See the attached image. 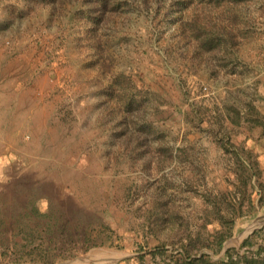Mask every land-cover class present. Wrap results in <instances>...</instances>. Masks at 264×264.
Returning <instances> with one entry per match:
<instances>
[{
    "label": "rangeland",
    "instance_id": "obj_1",
    "mask_svg": "<svg viewBox=\"0 0 264 264\" xmlns=\"http://www.w3.org/2000/svg\"><path fill=\"white\" fill-rule=\"evenodd\" d=\"M232 12L240 27L254 32L239 48L243 64L235 73L216 68L218 60L206 52L194 66L187 64L192 46L174 24H167L152 41L156 52L143 61L126 62L127 45L106 51L110 75H101L81 64L84 50L70 41L65 0H0V147L19 159L7 162V170L15 185L23 180L32 187L44 177L49 197L68 189L67 214L43 223L38 241L65 256L53 264H133L137 241L145 238L141 264H173L167 254L181 249L186 229H215L201 220L205 208L211 209L205 195L217 197L227 213L235 154L218 146L214 136L237 148L247 130L228 123L218 130L217 105L243 106L256 89V104L264 110V0L233 6L223 18ZM230 18L226 24L234 22ZM206 67H215V74L203 71ZM122 69L161 102L154 104L152 94L139 108L126 111L120 86L114 97L106 88L113 82L110 76ZM130 185L135 190L127 197ZM14 189L5 195L6 204L15 203L19 192ZM160 191L169 204L163 218L140 214ZM224 191L229 194L225 200ZM263 226L264 205L255 217L238 216L226 250L243 253L242 241ZM15 231L12 221L1 230L0 264H35L21 261ZM112 231L123 246L107 240ZM259 241L264 243L263 233ZM226 250L205 247L201 252L218 259Z\"/></svg>",
    "mask_w": 264,
    "mask_h": 264
},
{
    "label": "trees",
    "instance_id": "obj_2",
    "mask_svg": "<svg viewBox=\"0 0 264 264\" xmlns=\"http://www.w3.org/2000/svg\"><path fill=\"white\" fill-rule=\"evenodd\" d=\"M65 1L67 16L71 21L68 33L70 41L75 48L80 46L84 50L81 64L85 68H97L101 75H110V66L104 56L106 51L117 52L119 48L127 45L126 62L143 61L151 52H156L152 41L167 24H174L181 38L192 46L191 55L186 56L187 64L194 66L196 61L201 60V54L206 52L215 56L218 60L216 68L222 69L226 74L235 73L243 64L239 61V48L246 37L254 35L250 28L240 27L236 12L229 13L223 18V12L226 10L229 12L233 6H241L251 0ZM214 12H217L215 14H218L217 18L213 15ZM134 15L137 17L134 18ZM229 18L234 20V22L230 21L231 25L226 24ZM220 19L225 20V23ZM135 20H138L137 29L134 25ZM130 30H134L132 35L129 34ZM214 68L206 67L203 71L215 74ZM241 68L243 70L245 67ZM110 77L113 82L106 84V88L111 89L110 96L114 97L116 85L120 86L119 89L123 90L122 98L126 111L139 108L146 98L152 99V94L155 96L152 99L154 104L161 102L158 94L140 88L132 76L123 69ZM97 92L102 93L103 90ZM253 92L251 95L254 96L252 95L243 106L225 102L222 106L217 105L216 108L215 122L218 130L223 129L225 123L247 130V134L244 133L243 142L237 148L234 143L224 144L221 137L214 136V142L218 146L227 152L233 150L235 154L233 179H228L234 187L232 198L226 203L228 211L227 213L222 211L220 202L214 199L217 197L205 195V202L211 206V209L205 208L201 220L205 225L214 224L215 229H204L206 232L203 229L195 232L186 229L180 237L181 249L176 254H167L173 260V264H264V243L259 241V236L264 234V226L242 241L240 249H245L243 253L235 248H228L222 257L214 259L209 252H201L207 247L215 253H220L225 241L234 234L237 217H255L258 207L264 205V163L262 161L264 110L256 104L257 90ZM252 140L255 142L254 146L248 144V141ZM17 161L19 159L15 156L11 158L10 150H6L5 146L0 147V233L7 225V221H12L16 229L14 236L17 249L22 254L21 261L28 259L35 264H53L65 256L51 253L38 241L42 240L43 223L49 224L53 219L58 222L67 214L63 201L67 199L68 189L63 191L64 195L49 197L45 192L44 177H40L38 184L32 187L25 186L23 180H19L15 185L16 178L10 170H7L6 163L14 164ZM45 173L44 171L43 174ZM13 186L15 189L18 188L19 194L25 197L19 198V194L16 193L15 203L6 204L5 195ZM134 190V187L130 185L124 193L129 197L133 195ZM157 194L151 208L140 212L151 220L162 219L164 215L162 210L166 212L169 206L162 196V191ZM221 194L224 200L229 197L228 191ZM212 214L215 215V219H211ZM107 240L115 247L123 246L121 244L123 240L115 234V231L109 234ZM148 241L149 238L137 241L139 253L131 257L133 264L142 263L144 255L141 252L146 249ZM164 246L165 244L158 245L161 253L166 252ZM255 246L256 249H253Z\"/></svg>",
    "mask_w": 264,
    "mask_h": 264
},
{
    "label": "water",
    "instance_id": "obj_3",
    "mask_svg": "<svg viewBox=\"0 0 264 264\" xmlns=\"http://www.w3.org/2000/svg\"><path fill=\"white\" fill-rule=\"evenodd\" d=\"M227 243H228V241H225V244H224V251L226 250V248H227ZM203 252V251H202Z\"/></svg>",
    "mask_w": 264,
    "mask_h": 264
}]
</instances>
